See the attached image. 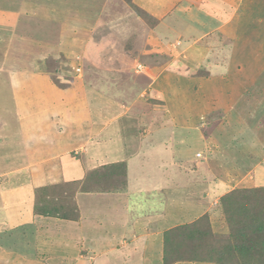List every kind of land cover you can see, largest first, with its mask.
I'll use <instances>...</instances> for the list:
<instances>
[{
  "label": "rangeland",
  "instance_id": "374dc122",
  "mask_svg": "<svg viewBox=\"0 0 264 264\" xmlns=\"http://www.w3.org/2000/svg\"><path fill=\"white\" fill-rule=\"evenodd\" d=\"M20 1L0 0V8H15ZM21 3L20 14L26 12L28 17L19 15V19L13 15L14 11L9 12L29 25V30L21 28L18 33V41H25V45L15 44L6 20L0 15V24L4 23L0 26V69H4L0 70V132L18 128L12 75H17L19 63L27 58L39 74H46L54 87L67 90L82 82L87 88L103 92L106 100L100 107L107 109L106 119H119L116 123L120 127L119 148L113 158L104 149L101 164L97 160L100 153L92 150V144L75 148L70 156L89 161L87 174L102 172L114 161L132 159V217L151 208L165 211L168 204V209L172 207L181 218L180 222L188 221L194 215L188 216L191 208L186 210L189 206L186 203L206 201L209 187L214 189L217 182L225 181L226 191L261 184L257 179H264V16L258 20L263 25L255 23L249 29L239 19L237 36L229 40L217 38L214 46L218 57L210 58L214 59L211 62L216 69L205 64L206 68H202L199 60L194 63L198 67L192 71L187 66L177 70L170 66L160 68L164 71L160 75L164 95L156 98L150 93L142 94L148 81L136 74L138 64L164 66L171 61L172 54L164 44L156 48L160 54L152 53L155 48L150 29L155 21L139 17L123 0H23ZM248 7L245 10L264 11L260 0L255 1L254 9ZM4 9H0V14L5 13ZM42 24L49 25L44 36L38 32ZM59 35L66 39L65 46L56 48ZM47 41L51 44L50 55L44 43ZM85 43L93 44L86 49ZM236 45L240 47L238 50H243L238 68L231 60V66L220 74L218 66L230 60L227 50ZM28 50L34 55L20 56ZM176 56L184 60L183 53L177 52ZM223 59L226 60L222 62ZM208 69L216 78H207ZM171 73L179 78L176 81L172 77L168 83L169 79L165 81L162 76ZM139 153L140 156L134 157ZM3 168L0 163V173ZM154 187L157 191L153 193ZM70 190L73 192L74 188ZM224 193L221 190L214 194L212 203ZM72 197L67 190V198ZM86 198L82 206L86 215L88 212L91 215L92 199ZM218 205L222 210L220 202ZM97 215V212L93 214ZM14 263L13 259H5L1 264Z\"/></svg>",
  "mask_w": 264,
  "mask_h": 264
},
{
  "label": "crops",
  "instance_id": "0c3cea01",
  "mask_svg": "<svg viewBox=\"0 0 264 264\" xmlns=\"http://www.w3.org/2000/svg\"><path fill=\"white\" fill-rule=\"evenodd\" d=\"M22 1L17 2L15 8H0L5 11L0 15L6 20L5 25L9 26L15 44L25 45V41H18V33L21 28L29 30V25L13 18V15L19 19V15L23 18L29 16L26 12L20 14ZM238 1L133 0L138 8L156 21L154 28L150 29L151 43L155 48L152 53L160 54L158 46L164 44L172 54L171 61L164 66L138 64L136 74L148 81V87L142 94L150 93L156 98L164 95L160 84L163 68L170 66L171 69L177 70V67L187 66L188 69L194 70L198 67L194 63L199 60L202 68L205 69L207 66L213 69L214 64L211 61L214 62L218 57L214 46L217 38L229 40L237 36L236 27L240 23L239 19L245 22L243 27L247 26L248 29L250 25L261 23L258 20L263 18L264 11L263 13L255 11L256 0ZM260 1L264 3V0ZM248 5L252 7L248 9L254 10H245ZM11 10L14 14L9 12ZM48 19L51 20L50 17ZM3 25L4 23L0 24L1 27ZM47 26L42 24L38 27V32L42 36L45 30L49 29ZM61 36H58L60 42L56 43V48L59 45L65 46L66 39H62ZM44 43L50 55L51 44L48 41ZM92 44L85 43L84 47L87 49ZM95 46L96 44L92 48ZM239 48L236 45L227 50V53L230 51V60L225 61L227 65L218 66L217 71L220 74L231 66L229 64L231 60L238 68L237 62H241L243 52L241 49L238 50ZM177 52L184 54V60L176 56ZM25 53L34 55L30 50ZM24 54L20 56H27ZM211 57L214 59L211 60ZM23 60L17 69L14 68L18 72L17 75H12V79L15 80L13 102L18 128L15 131L10 129L0 132V163L7 169L4 171L3 168L0 173V264L5 259L15 260L14 264H21L20 261L24 264H163V236L170 229L193 223L208 215L215 234L228 233L224 214L218 207L220 199L214 204L211 199L221 190L225 193L220 197L238 189L234 187L226 191L228 185L225 181L217 182L214 189L210 186L207 192L209 195L205 197L206 201L204 199L203 203L194 205L186 203L189 205L185 207L186 210L191 208L188 216L194 215L191 220L180 222L181 218L176 216L172 207L168 209V204L165 211L151 208L149 212L142 211V215L135 213L132 217L130 204L134 193L130 186L132 159L112 162L126 164L125 189L83 193L79 186L74 196L68 198L77 206V217L75 214L71 217L73 212H69V219L36 214L34 205L38 189L80 182L86 177L90 169L89 161L82 156L81 160L73 158L70 156L72 151L92 144V150H98L100 153L97 160L101 164L104 149L108 155L112 153L110 158L114 157V151L116 152L119 146L120 127L117 126L119 119L108 121L104 115L108 114L107 109L104 106L100 107L106 100L103 92L92 87L87 88L82 82H76L72 88L61 90L53 86L46 74H39L31 60L28 61L27 58ZM224 60L226 59L222 62ZM40 62L43 61L39 60ZM204 64L206 66H203ZM207 71L208 79L216 78L212 70ZM170 76L162 77H165V81L169 79L168 83L172 77L176 78V81L179 78L172 73ZM113 134H116V137H113ZM123 141L122 137L121 142ZM138 156L140 153L134 157ZM257 183L261 184L245 187L246 189L264 187V179H257ZM153 190V193L156 192V187ZM58 194L59 192L55 195ZM84 198L92 199L90 200L92 203L89 201L90 208L94 211L91 215L89 212L86 215L83 209ZM96 212L98 215L93 216ZM216 227L219 228L218 231Z\"/></svg>",
  "mask_w": 264,
  "mask_h": 264
},
{
  "label": "trees",
  "instance_id": "16d2710c",
  "mask_svg": "<svg viewBox=\"0 0 264 264\" xmlns=\"http://www.w3.org/2000/svg\"><path fill=\"white\" fill-rule=\"evenodd\" d=\"M123 1L139 17L155 21L138 8L133 0ZM126 185L125 164H113L103 168L102 172L87 174L80 182L38 189L34 212L60 219H69V212H73L71 217L74 214L77 217V206L67 198V190L74 196L79 186L81 192L92 193L119 191L125 189ZM69 188H74V191ZM57 190L59 194L55 195ZM220 203L228 233L215 234L208 215L193 223L170 229L163 236V264H264V188L235 189L223 195Z\"/></svg>",
  "mask_w": 264,
  "mask_h": 264
},
{
  "label": "built area",
  "instance_id": "2783aa9c",
  "mask_svg": "<svg viewBox=\"0 0 264 264\" xmlns=\"http://www.w3.org/2000/svg\"><path fill=\"white\" fill-rule=\"evenodd\" d=\"M78 71L80 72L81 70L78 68V69H77V72H78Z\"/></svg>",
  "mask_w": 264,
  "mask_h": 264
}]
</instances>
